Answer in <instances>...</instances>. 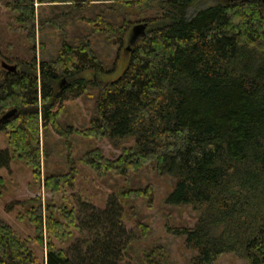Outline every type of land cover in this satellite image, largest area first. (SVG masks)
I'll use <instances>...</instances> for the list:
<instances>
[{"label": "trees", "instance_id": "1", "mask_svg": "<svg viewBox=\"0 0 264 264\" xmlns=\"http://www.w3.org/2000/svg\"><path fill=\"white\" fill-rule=\"evenodd\" d=\"M38 3L54 6L52 14L39 15ZM9 7L32 42V55L17 58L15 72L0 67V132L10 146L0 147V168L18 156L40 179L42 161L54 153L51 129L60 136L73 129L60 123L69 96L61 85L73 96L95 88L83 135L108 137L115 146L129 138L134 143L114 159L92 147L81 160L100 176L125 181L144 166L173 177L166 202L198 212L193 226L168 224L194 252L189 264H215L226 253L264 264L263 0H15ZM134 14L142 15L146 32L131 39L121 76L103 81L98 40L122 46ZM47 26L60 32L61 46L38 59L37 29ZM40 43L46 50L45 39ZM89 70L91 79L83 75ZM57 174L45 171L52 191ZM132 181L104 208L83 201L78 210H64L63 221L52 213L44 220L42 207L31 210L43 261L30 240L0 218V264H163L161 247L145 241L149 226L140 225L138 239L125 222L133 196L152 192ZM53 237L74 240L64 248Z\"/></svg>", "mask_w": 264, "mask_h": 264}, {"label": "rangeland", "instance_id": "2", "mask_svg": "<svg viewBox=\"0 0 264 264\" xmlns=\"http://www.w3.org/2000/svg\"><path fill=\"white\" fill-rule=\"evenodd\" d=\"M13 1L15 0H0V67L3 62L19 66L17 58L24 59L32 55L30 50L32 42L27 40L26 32L21 24L15 21L14 11L9 7V3ZM35 5L39 15L52 14L54 6L39 3ZM59 7L62 10L66 9V6ZM55 8L62 11L57 6ZM80 17L81 15L76 14L74 18L82 27L84 22ZM144 22L142 15L134 14V22L122 46L119 43L110 45L104 39L98 40L97 48L105 67V70L99 71L98 74L101 80L114 81L124 72L129 60V48L134 43L131 41L133 28ZM69 29L71 31L73 28ZM44 39L46 50L42 51L40 42ZM36 40L35 53L38 59L57 53L61 46L60 32L50 26L43 31L37 29ZM83 75L91 79L94 73L93 70H89ZM61 88L65 89L69 96L65 100L60 123L63 126L72 125V132L67 136H60L51 129L50 140L54 146V153L42 161L40 179L34 176V169L18 156L12 159L10 167L0 168V177L3 180L0 183V218L6 220L21 238L30 240L31 249L39 260L43 261L46 251L45 247L35 240L36 228L30 220L31 210L42 207L44 220L52 213L55 218L63 221L64 210H78L83 201L104 208L111 194H120L128 186L126 184L133 183L132 180L135 179L137 181L135 186L150 185L152 192L147 196H133L132 204L126 208L127 226L135 231L138 239L142 236L140 225L149 226L150 233L145 241L149 245L156 244L161 247L163 264H189L194 252L186 246L184 237L169 230L168 224L178 228L193 226L197 221L198 212L191 205H170L166 202L175 179L158 172L153 166H144L141 171L129 176L127 181L119 176H100L81 160L84 152L92 147L100 148L106 157L114 159L121 154L124 146L133 145L134 139H125L119 146H115L108 137L84 136L81 131L90 127V120L94 114L95 88L78 96L71 95L72 92L67 89L66 83H63ZM0 147L10 148L8 136L4 131L0 132ZM46 170H56L58 173L55 177L56 184H59L56 191L45 187ZM77 234L75 231V235ZM44 239L45 241L48 239L46 227ZM73 240L68 237L62 243L53 237V241L64 248ZM215 264H246V261L237 254L226 253Z\"/></svg>", "mask_w": 264, "mask_h": 264}, {"label": "water", "instance_id": "3", "mask_svg": "<svg viewBox=\"0 0 264 264\" xmlns=\"http://www.w3.org/2000/svg\"><path fill=\"white\" fill-rule=\"evenodd\" d=\"M264 2V0H263ZM146 27H147V23H143V24H138L133 28V39H137L139 38L141 35H143L146 32ZM2 68L8 70V71H12L15 72L17 70V65H12L9 64L7 62H3L2 63ZM16 109L9 111L8 113H6L3 117L2 120H6L8 118H10L11 116H13L15 114Z\"/></svg>", "mask_w": 264, "mask_h": 264}]
</instances>
